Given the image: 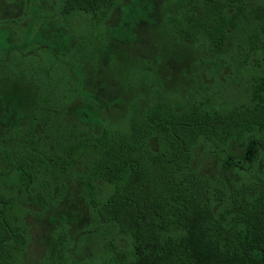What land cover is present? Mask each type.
<instances>
[{"label": "trees", "instance_id": "16d2710c", "mask_svg": "<svg viewBox=\"0 0 264 264\" xmlns=\"http://www.w3.org/2000/svg\"><path fill=\"white\" fill-rule=\"evenodd\" d=\"M142 1L14 0L24 18L6 20L11 47L0 49V264H23L25 215L63 213L54 203L71 186L127 239H110L98 264H264V160L262 173L248 176L264 155V0H169L164 18L171 41L207 40L215 70L250 62L240 99L214 104L216 92L193 89L183 104L160 93L129 112L126 102L143 99L128 82L138 64L104 100L103 80L73 74L74 56L95 42L117 59L120 45L132 50L137 36L126 33L120 7L142 10ZM78 12L90 15L88 28L71 25ZM228 46L242 47V60L220 53ZM16 70L22 84L2 83ZM68 244L57 228L45 264H83Z\"/></svg>", "mask_w": 264, "mask_h": 264}, {"label": "rangeland", "instance_id": "374dc122", "mask_svg": "<svg viewBox=\"0 0 264 264\" xmlns=\"http://www.w3.org/2000/svg\"><path fill=\"white\" fill-rule=\"evenodd\" d=\"M121 1L128 2L130 0ZM134 1L136 2V0ZM137 1L140 2L141 0ZM168 2L169 0H143L141 2L143 6L141 8L143 9L134 12H132V9L126 10L124 6L120 7L123 10L121 18L123 26L127 30L126 33L130 35L136 34L137 36L136 40L133 41V49L130 50L124 45H120L119 49L122 51V58L117 59L113 55L111 56L104 52V46L97 42L85 50L82 45L77 50L78 53L75 52L74 62L77 64H75L73 69L76 74H73L80 78L81 73L84 71L87 75V81L94 85L103 80L104 85L101 86L100 92L103 99L107 100L109 96L124 89L123 81L125 80H123V75L130 73L133 65L138 64L139 69L134 70L127 78L131 86L142 88L143 95H141L143 99L135 96L133 104L130 101L126 102L124 105L129 112L148 105L160 93L165 94L167 97L172 96L176 99V103L183 104L188 96V91L190 92L193 89H198L204 96L216 92L217 98L214 100V104L227 105L240 99L246 85L250 62H244V66L240 62L239 68H232L231 73H229V66L221 71L215 70L213 68L214 62L211 60L212 50L206 45L207 40L204 37L183 38V40L179 39V41L174 39L171 41L168 37L169 31L164 19ZM35 8H37V5H35ZM147 8L150 9V12L146 11ZM43 11H47L46 13L49 14L53 13L51 7H47ZM113 12L114 17L117 19L120 12L118 4L113 8ZM18 13L19 8H17L14 0H0V49H9L11 47V44L8 43V34H10L12 27L9 28L6 20L10 16L16 15L19 19H23L24 16L20 15L21 12ZM48 17L46 16V18ZM75 17L70 22L75 29H82L80 22H83L85 28L89 27L90 15L78 12ZM46 18L38 23L39 26L45 27V24H47ZM54 23L53 21L52 24ZM28 24L30 22L26 26ZM38 24L32 26L31 33L37 34ZM21 25L24 27L25 23ZM19 26L20 24L17 25V27ZM54 27H57V24ZM115 44L116 42L114 41L113 47ZM16 45L19 47L18 43ZM20 46L23 47L24 44L21 43ZM31 47L32 45H28L26 49ZM232 51L235 50L228 46L223 48L220 53L224 54L225 57L230 54H237L239 55V61L242 60L244 55L242 47H239V52L237 50L236 52ZM163 65H166V67H163ZM164 72L171 74L168 80H165ZM156 75L163 79L164 86L157 85ZM19 76L20 72L16 70L11 73V76H8V79L6 78L5 80L4 77L2 83L4 82L7 86L20 85L22 80ZM107 86L110 87L111 93L109 94L104 92ZM116 100H119V98L117 97ZM114 102L111 105L107 104L109 105L107 106L109 113L112 112L113 108L115 109L116 104H113ZM117 104H120V102ZM110 107L113 108L110 109ZM241 150H239L240 155H242ZM255 158L257 164L254 171L248 175L250 177L258 173L261 174L263 171L264 155L258 154ZM245 173L248 174L249 172L246 170ZM70 190L65 191L62 198L56 199L54 204L57 207L52 205V207L64 210L63 213L50 210L37 213L35 210H31L25 215L24 219L29 232L30 242L28 255L25 256L23 264H45L52 234L57 228L61 227L66 228L69 232L68 252L73 258L71 259L83 264H98L100 255L106 252L105 246L110 239H114L115 242L126 243L127 239L125 236L120 234L112 223L104 222L96 215L91 205L81 195L80 188L71 186ZM104 191L105 186L100 185L99 194L102 195L105 193Z\"/></svg>", "mask_w": 264, "mask_h": 264}]
</instances>
